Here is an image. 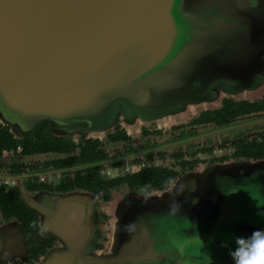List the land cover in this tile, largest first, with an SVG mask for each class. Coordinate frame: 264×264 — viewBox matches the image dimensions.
<instances>
[{"label": "water", "instance_id": "1", "mask_svg": "<svg viewBox=\"0 0 264 264\" xmlns=\"http://www.w3.org/2000/svg\"><path fill=\"white\" fill-rule=\"evenodd\" d=\"M263 90L264 0H0V122L13 131L48 120L95 137L119 116L170 122ZM257 185L263 162L217 165L114 200L107 221L82 194L58 198L42 227L62 248L38 264H179L170 234H198L213 264H232L233 238L264 230ZM19 240L0 228V260Z\"/></svg>", "mask_w": 264, "mask_h": 264}, {"label": "flooded vegetation", "instance_id": "2", "mask_svg": "<svg viewBox=\"0 0 264 264\" xmlns=\"http://www.w3.org/2000/svg\"><path fill=\"white\" fill-rule=\"evenodd\" d=\"M246 162L264 163V90L170 122L130 124L119 116L95 137L59 133L48 120L17 132L0 122V228L13 227L20 238L0 264H38L62 248L42 227L58 198L82 194L107 221L105 207L114 200L168 191L202 169Z\"/></svg>", "mask_w": 264, "mask_h": 264}, {"label": "clouds", "instance_id": "3", "mask_svg": "<svg viewBox=\"0 0 264 264\" xmlns=\"http://www.w3.org/2000/svg\"><path fill=\"white\" fill-rule=\"evenodd\" d=\"M256 187L258 190L250 198L260 207L264 191L259 189L264 186ZM233 243L235 247L228 250L232 264H264V230H255L248 237L236 236ZM222 246L227 247L226 244ZM167 248L179 254V264H213L212 257L205 251V243L198 234L192 238L170 234L167 238Z\"/></svg>", "mask_w": 264, "mask_h": 264}]
</instances>
